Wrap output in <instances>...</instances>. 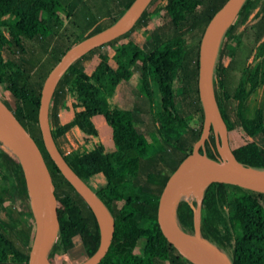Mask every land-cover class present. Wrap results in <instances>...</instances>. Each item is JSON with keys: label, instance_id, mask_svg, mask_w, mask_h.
Wrapping results in <instances>:
<instances>
[{"label": "trees", "instance_id": "trees-1", "mask_svg": "<svg viewBox=\"0 0 264 264\" xmlns=\"http://www.w3.org/2000/svg\"><path fill=\"white\" fill-rule=\"evenodd\" d=\"M130 1L116 0L113 9L106 11L101 19L87 17L83 23L87 28L66 32L73 6L63 7L60 0H0V32L3 33H0V79L8 93L5 101L41 151L53 185L56 216L62 210L73 228L72 236L63 238L56 231L52 239L56 251L68 258L67 264H77L95 249L97 225L89 207L63 178L42 146L36 122L39 89L47 70L65 48L111 24ZM223 1L149 0L125 32L76 57L55 83L47 108L51 137L56 144L57 140H63L65 131L75 127L85 140H92V146L80 154L66 157L62 150L59 152L96 193L113 221L111 240L95 264H190L158 232L154 221L155 201L166 176L189 153L191 143L200 132L202 107L196 87L197 43L205 23ZM152 3L153 12L163 9L167 15V30L148 27L146 9ZM59 11L67 22L55 36L59 42L49 47L54 36L52 31L40 36L38 29L45 21H58ZM133 31L142 37L139 44L129 37ZM243 35L250 41L247 57L229 88L228 64ZM230 41L231 48L227 46ZM42 44L49 49L40 54ZM102 45H108L110 52L101 50ZM38 50L36 58L34 54ZM92 54L95 62L85 71L82 60ZM135 62L138 63L135 86L146 99L157 142V148L143 157L131 147L122 125V120L130 119L131 109L117 102L118 86L128 77ZM12 65L14 70H10ZM260 78H264V0H242L218 41L211 87L227 139L235 125L241 130L253 126L255 130L243 146L264 156V110L255 107L251 116H241L246 99L258 87ZM63 99L70 102L72 110L71 117L62 122L59 111ZM97 114L101 116L102 129L104 124L108 127L110 149L101 143L92 122ZM206 139L213 144L210 128ZM230 150L237 157V149L230 147ZM15 160H9L0 150V264H24L32 231L30 198L22 167ZM92 176L100 178L96 188H92L89 178ZM220 185L222 195L208 186L200 191L199 236L218 248L230 264H264V193L227 183ZM111 191L117 197H112ZM6 198L9 203L5 205ZM190 203L195 205L194 200ZM175 205L179 206L173 213L176 225L181 231L191 233L192 208L181 195L177 196ZM138 240L141 241L139 253L135 251ZM50 254L47 250L46 260L54 264Z\"/></svg>", "mask_w": 264, "mask_h": 264}, {"label": "water", "instance_id": "water-1", "mask_svg": "<svg viewBox=\"0 0 264 264\" xmlns=\"http://www.w3.org/2000/svg\"><path fill=\"white\" fill-rule=\"evenodd\" d=\"M148 1L131 0L111 24L72 42L47 70L40 85L36 122L42 146L63 178L89 207L97 225L98 238L95 249L77 264H95L100 259L111 240L113 221L96 193L68 166L55 145L49 130L48 104L57 79L69 63L90 48L125 32ZM241 1L224 0L210 15L201 31L196 59V87L202 107L201 129L191 143L189 153L180 159L166 176L155 201L154 221L158 232L177 254L190 264L230 263L218 248L198 234L197 211L200 193L193 199L194 206L188 202L193 211L191 233L181 231L176 225L172 207L178 196L179 186L199 180L204 184L227 183L264 193V168L246 165L232 154L225 124L217 109L211 87L212 65L218 41ZM209 128L215 143V158L207 156L202 150L198 151V147L202 148L203 140L207 138ZM3 136L9 138L16 147L15 150L8 146L22 167L32 209V231L24 264H50L45 255L58 223L53 185L34 138L13 109L0 97V139L4 142ZM181 197L185 198L183 195Z\"/></svg>", "mask_w": 264, "mask_h": 264}, {"label": "rangeland", "instance_id": "rangeland-1", "mask_svg": "<svg viewBox=\"0 0 264 264\" xmlns=\"http://www.w3.org/2000/svg\"><path fill=\"white\" fill-rule=\"evenodd\" d=\"M116 0H60V3L65 6H73L71 11L74 13L68 16V27L66 32H73L87 28V25H83L84 20L92 17H97L96 19H101L102 15L106 11H111L114 7V3ZM152 3L150 6L147 7L146 11L149 14V23L148 27H154L161 31H165L168 28V17L163 11V9L158 10L157 12L152 11ZM71 8V7H70ZM60 19L58 21L48 20L43 22L38 29L39 35L44 36L48 32L52 31L53 33V41H49L48 46L50 47L51 44H55L59 42L56 39V34L61 27L66 24L67 19L63 17L62 11H59ZM3 34L2 32H0ZM129 37L136 43L139 44L142 41V37L133 31L129 33ZM250 45V41L246 38L245 35L241 36L239 40V46L235 48V53L233 59L231 60L227 76L226 82L229 88H231L238 76V71L245 58L247 57L246 51ZM45 44H42L40 54L43 51L45 53L46 49ZM227 46L229 48L233 47V42H228ZM49 49V48H48ZM101 50L106 53L110 52V47L108 45H102ZM39 50L36 51L34 57H38ZM7 57L4 56V59ZM249 58V57H248ZM247 58V59H248ZM95 62V55L92 54L87 58L82 60V67L85 71H88ZM225 62V60L223 61ZM11 65V64H10ZM15 65L10 66V70H14ZM138 74V63L135 62L131 68L128 77L123 80L117 89V102L120 106L125 108L131 109V117L130 119L122 120L123 128L125 129V133L130 141L131 147L133 150L141 155H149L157 148V142L154 137L153 133V122L148 116L147 107H146V99L142 96L138 90L136 89L135 83L137 80ZM264 78H260V82L258 87L248 96L245 102V107L242 111L241 116H251L253 108L261 107L264 110ZM0 97L6 100L8 98V93L5 90L4 85L0 79ZM61 110L59 111V116L61 117L60 120L63 122L69 117H71V104L69 101L63 99L60 103ZM97 117V118H96ZM100 115H95L92 120L95 128L97 129L98 136L100 138L101 143L107 145V148H111V144L107 138L108 135V127L104 124V128L102 129V122ZM98 119H100L98 122ZM264 125V123H263ZM253 126H248L244 130H241L238 125H235L232 130L228 133V142L230 147L237 149L238 155L237 158L239 161L244 164L249 165L254 168L262 169L264 168V156L254 152L253 150L243 146V143L248 141L251 137L252 133L254 132ZM142 136L143 140L141 139ZM263 141V140H262ZM264 142V141H263ZM56 146L58 150L64 151V155L66 157H71L73 155L80 154L92 146V140H85L81 133H79L75 127L69 128L63 134V140L56 141ZM108 149V150H109ZM0 150L4 153V155L11 161H16L15 154L13 153L12 149L8 147L3 141L0 143ZM145 151V152H144ZM202 151L212 157H216V149L215 143L213 140V144L210 143L206 138L203 140L202 143ZM163 172L166 173V169H163ZM141 173V172H139ZM91 180L92 188H96V182L100 180L97 176L89 177ZM89 183V182H88ZM211 187L218 191L220 195H222V186L219 183H206L203 187ZM202 187V188H203ZM100 191V190H99ZM228 191L231 192L232 189L228 188ZM112 197H117L114 192L111 191L110 193ZM182 196V195H181ZM186 198V199H185ZM183 200L186 204L193 200L196 197H185ZM188 198V199H187ZM3 203L6 205L9 203V200L6 198ZM179 206L173 205V212L177 210ZM2 213V211L0 210ZM57 228L56 231L59 232V236L61 237H70L73 235V228L70 222L66 219L65 215L63 214L62 210L57 211ZM139 221L144 223L143 218H139ZM141 241L138 240L135 244V251L137 253L140 252ZM51 251L49 256L50 260L54 264H67L68 258H66L65 254L59 253L56 251V247L53 243L49 244L48 249Z\"/></svg>", "mask_w": 264, "mask_h": 264}, {"label": "bare ground", "instance_id": "bare-ground-1", "mask_svg": "<svg viewBox=\"0 0 264 264\" xmlns=\"http://www.w3.org/2000/svg\"><path fill=\"white\" fill-rule=\"evenodd\" d=\"M3 138L8 143L7 146H11L12 148H14L16 150V147L12 144V142L9 140V138H7L6 136H3ZM203 185H204V182L203 181H199V180H193V181L186 182V183H184V184H182L181 186L178 187L177 194L178 195H183L184 197H190V198L191 197L192 198L193 197H198V195L200 193V190L203 187Z\"/></svg>", "mask_w": 264, "mask_h": 264}, {"label": "flooded vegetation", "instance_id": "flooded-vegetation-1", "mask_svg": "<svg viewBox=\"0 0 264 264\" xmlns=\"http://www.w3.org/2000/svg\"><path fill=\"white\" fill-rule=\"evenodd\" d=\"M250 59V57L248 58V60ZM237 79V78H236ZM236 81V80H235ZM56 145V144H55ZM217 157V156H216Z\"/></svg>", "mask_w": 264, "mask_h": 264}, {"label": "built area", "instance_id": "built-area-1", "mask_svg": "<svg viewBox=\"0 0 264 264\" xmlns=\"http://www.w3.org/2000/svg\"><path fill=\"white\" fill-rule=\"evenodd\" d=\"M62 154L64 155V151H62Z\"/></svg>", "mask_w": 264, "mask_h": 264}]
</instances>
